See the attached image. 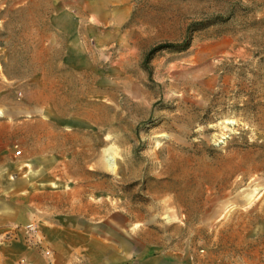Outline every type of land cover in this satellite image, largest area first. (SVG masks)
<instances>
[{
    "label": "rangeland",
    "instance_id": "rangeland-1",
    "mask_svg": "<svg viewBox=\"0 0 264 264\" xmlns=\"http://www.w3.org/2000/svg\"><path fill=\"white\" fill-rule=\"evenodd\" d=\"M262 55L264 0H0V164L35 181L25 238L60 263V226L99 212L106 238L111 217L119 241L165 229L264 264Z\"/></svg>",
    "mask_w": 264,
    "mask_h": 264
},
{
    "label": "crops",
    "instance_id": "crops-1",
    "mask_svg": "<svg viewBox=\"0 0 264 264\" xmlns=\"http://www.w3.org/2000/svg\"><path fill=\"white\" fill-rule=\"evenodd\" d=\"M19 159L6 154L0 166V264H17L24 259L28 264H53L50 257L45 256L51 249V240L43 241V246L33 245L22 233L19 222L22 219V197L31 195L35 181L28 177L27 169L15 170L14 164ZM98 216L91 226H60L65 238L61 242L62 261L55 264H219L216 258L208 257V253L200 254L202 249L192 247L188 242L173 239L165 229L161 234L138 228L133 235L126 230V238L118 240L117 226H112L109 217L110 235L102 236L97 222L103 218ZM84 219H88L85 218ZM55 232V231H53ZM52 231H49L51 234ZM133 239V240H132ZM42 245V244H41ZM46 249V250H44ZM197 249V250H196ZM220 264H229L222 259Z\"/></svg>",
    "mask_w": 264,
    "mask_h": 264
},
{
    "label": "trees",
    "instance_id": "trees-1",
    "mask_svg": "<svg viewBox=\"0 0 264 264\" xmlns=\"http://www.w3.org/2000/svg\"><path fill=\"white\" fill-rule=\"evenodd\" d=\"M256 65H257V67L255 70L250 69L247 72H249L253 76L261 75L258 73V71H262V73H264V55L258 57Z\"/></svg>",
    "mask_w": 264,
    "mask_h": 264
},
{
    "label": "built area",
    "instance_id": "built-area-1",
    "mask_svg": "<svg viewBox=\"0 0 264 264\" xmlns=\"http://www.w3.org/2000/svg\"><path fill=\"white\" fill-rule=\"evenodd\" d=\"M19 152H20L19 149H17L14 151V154L18 155ZM26 228H27V230H32L33 226L31 224H28V225H26ZM17 264H28V263L24 259H19Z\"/></svg>",
    "mask_w": 264,
    "mask_h": 264
}]
</instances>
